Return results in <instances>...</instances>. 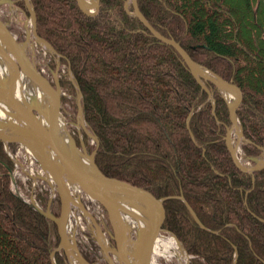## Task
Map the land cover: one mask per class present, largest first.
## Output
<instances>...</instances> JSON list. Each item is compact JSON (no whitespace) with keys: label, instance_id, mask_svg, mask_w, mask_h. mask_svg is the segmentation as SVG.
<instances>
[{"label":"trees","instance_id":"1","mask_svg":"<svg viewBox=\"0 0 264 264\" xmlns=\"http://www.w3.org/2000/svg\"><path fill=\"white\" fill-rule=\"evenodd\" d=\"M44 1L30 0L36 33L79 88L84 121L98 140L99 170L165 198L163 228L180 241L189 264H264V169L242 173L232 163L224 140L228 107L219 90L210 83L208 92L201 88L174 48L131 14L130 3L124 7L126 0H101L93 17L76 0ZM136 1L157 32L242 91L236 116L247 142L241 150L258 155L264 148V0ZM102 82L108 89L100 96L95 87ZM64 83L76 94L69 79ZM110 94L135 104L106 110ZM131 121L148 124L142 137L150 146L135 132H120ZM12 170L0 141V264H67L61 251L51 256L59 244L54 223L13 192ZM33 194L41 206L48 204L44 182ZM90 245L95 248L92 239ZM80 250L93 260L88 249Z\"/></svg>","mask_w":264,"mask_h":264},{"label":"water","instance_id":"2","mask_svg":"<svg viewBox=\"0 0 264 264\" xmlns=\"http://www.w3.org/2000/svg\"><path fill=\"white\" fill-rule=\"evenodd\" d=\"M130 1L133 8L131 14L156 39L174 48L201 88L207 91L205 83H210L222 94L225 89H232L236 92V99L232 103L227 102L230 126L226 129L224 137L226 148L230 154L232 163L240 172L253 174L263 170L264 158L253 159L252 157H248L254 164L245 166L237 156L241 143L247 142L236 116V111L240 107L243 99L242 91L236 85L225 81L192 60L189 54L174 39L167 38L157 32L139 11L137 1ZM1 2L3 0H0ZM23 2L29 13L31 22V32L26 30V37L23 42L20 43L17 40L15 34L8 27V24L0 16V59H4L8 63L10 70H12V73L8 71V76H4V78L0 76V109L5 116V118L0 117V141L4 144H16L31 150L37 157L39 164L47 171L56 187L60 201L58 216L50 213L48 209L43 211L34 206L56 226L59 245L51 252V256L53 257L56 251L62 250L68 264H91L79 252L75 238H69L67 229L60 225L63 214L69 209L70 205H73L90 221L91 227L94 230L95 243L108 264H115L112 258L113 255L116 256L117 264H155L157 239L162 233L170 234L174 238L179 251L185 258L184 264H189V255L184 250L180 241L174 234L162 228L165 218L163 206L165 198H156L149 191L128 181L107 177L95 164L94 155L98 146V140L86 128L82 115L80 92H77L76 97L77 127L82 128L84 133L95 140L97 144L91 153H87L82 140L80 142L81 148L76 146L74 139L65 127L58 83L56 82L53 87L36 70L25 53V47L29 42L30 36H32L37 43L43 45L58 57L60 56L55 53L47 41L37 35L33 7L30 4V0H23ZM76 2L79 10L85 16L93 17L99 10L101 0H76ZM8 3L13 4L14 2L10 0ZM57 69L55 70L56 73ZM56 73L54 72V77ZM68 74L74 87L78 89V86L72 79L70 70H68ZM23 80L45 91L52 100V106L45 108H39L33 104L29 107L24 106L22 97ZM16 89H20L18 98L15 96ZM224 99L226 100L225 97ZM39 117H44L46 122H41L38 119ZM232 135L235 136L234 145L231 144ZM258 148L264 152V148ZM82 159L88 162V166L82 162ZM9 177L14 182L10 171ZM66 181L76 185L93 208L106 214L111 219L114 234L110 237L114 242V247L109 245L101 225L92 213L80 202H74L69 194ZM100 188H103L101 193L98 192ZM119 191L134 198L136 201L135 208L139 213L127 210L118 204L112 195L114 192L117 193ZM179 198L183 200L182 197ZM139 203L144 207L140 206ZM186 206L194 221L200 225L192 209L187 204ZM117 226H120V228L117 229ZM124 230L128 232L131 239V252L128 254L124 246Z\"/></svg>","mask_w":264,"mask_h":264},{"label":"rangeland","instance_id":"3","mask_svg":"<svg viewBox=\"0 0 264 264\" xmlns=\"http://www.w3.org/2000/svg\"><path fill=\"white\" fill-rule=\"evenodd\" d=\"M43 3H46V1L43 0ZM0 13L2 14L3 18H7L10 23V29L15 34L17 39L19 41H23L25 38V24L24 22L28 19L29 15L25 13V8L22 0H17V2L14 5L9 6L7 3L0 5ZM53 20H56V18H52ZM175 23V22H174ZM178 26V24L176 23ZM27 50V54L31 58V61L34 63L35 68L44 75L51 83L59 82L60 85V91L62 92L61 95V102L63 107V117L65 121V127L68 133L72 136V138L75 141V144L77 147L81 148V140L83 142V145L87 151V153H91L93 151V146H96V141L92 140L87 136L82 128L77 127V119H76V113H77V107L75 105V92H71V88L67 87L63 89L62 85H65L64 83L65 78L69 79V76L64 77L66 67L62 65L60 58L50 52L48 49L40 45L39 43L35 42L34 39L31 38V42L28 43L26 46L25 51ZM56 68L57 73H56ZM56 73V76L54 77L53 74ZM4 74V72H2ZM5 75V74H4ZM8 76V75H7ZM105 83L112 82L109 79L104 80ZM105 83L99 84V86L95 87V91L98 92V94L101 96V91L103 88H106ZM116 84V83H111ZM73 90V88H72ZM77 92V91H76ZM220 92V91H219ZM221 93V92H220ZM222 97L224 98L223 94L221 93ZM226 103H232L233 100L230 102L229 100H225ZM106 110H108L111 106H123V105H133V101H129L123 96H117L110 94L108 98H106ZM34 106L39 108H45L48 107L47 104L42 103L40 100H37L33 103ZM1 116V115H0ZM2 118L4 116H1ZM85 122V121H84ZM86 124V123H85ZM87 126V125H86ZM121 130V131H120ZM121 133L126 134L127 136L129 134L134 135L133 133L139 135L137 136L138 142L142 144H146L150 146V142L148 139H145L142 137V135H145L147 130H151L150 127H148V124L145 121H131L127 125L122 126L120 128ZM134 130V131H133ZM124 131V132H123ZM150 132V131H149ZM129 133V134H128ZM117 142L121 145H125V141L121 138H118ZM136 142L137 144H140ZM235 142V136L232 135L231 138V144L234 145ZM7 149H9V146L7 145ZM13 150H8L10 154L13 155V170H14V179L15 183H11V186L13 189L17 190L27 201L30 197L33 196L31 193L32 187L27 184L25 186V182L28 180V177L31 175L35 178H38V181L44 182L46 185V181L43 179L45 177V173L42 170V166L32 159L31 155L26 152L24 148L20 145H15V148ZM213 153V151H211ZM239 157L240 161L243 165H252L253 163L248 160V157H252L253 159H263L264 153L261 151L258 155L254 156H248L244 154L241 150V147L239 148ZM21 165V166H20ZM42 177V178H40ZM40 179V180H39ZM37 180V179H36ZM43 180V181H41ZM16 182H18L19 186L16 185ZM48 186V185H47ZM50 189L48 188V198L50 199ZM57 197V196H56ZM48 199V200H49ZM54 200V199H53ZM81 200L84 201L85 204L86 200L83 196H81ZM36 202V201H35ZM36 204H39L36 202ZM40 206V205H39ZM41 207V206H40ZM42 208V207H41ZM44 209H48L50 213L57 216L59 215L60 211V202L59 200L52 204V206L48 203ZM96 216L102 221L104 225L105 232L113 233L112 226L110 224V221L105 217L104 215H101L98 211H96ZM70 221V220H69ZM91 225V223H89ZM89 224H87L86 219L80 214L79 211H76L73 213V217H71L70 221V228L75 232L76 237V244L77 248L80 251V249L84 248L87 250V248H90V240L92 237V231L89 230ZM249 228L251 231L255 232V228L251 227L249 225ZM168 237L170 235L164 234L162 235L160 239V250L159 253L161 256L158 257V263L159 264H184L185 260L182 256V253L179 251L176 242L169 243ZM110 243L114 245V242L109 240ZM167 247V253L163 251V248ZM82 254V253H81ZM188 254V253H187ZM165 256V258L163 257ZM189 255V254H188ZM190 256V255H189ZM100 264H106L101 258H99Z\"/></svg>","mask_w":264,"mask_h":264},{"label":"bare ground","instance_id":"4","mask_svg":"<svg viewBox=\"0 0 264 264\" xmlns=\"http://www.w3.org/2000/svg\"><path fill=\"white\" fill-rule=\"evenodd\" d=\"M0 63L2 65H7L8 64L4 59H2V60L0 59ZM6 70L9 71V72L11 71V73H12V70H10V68H8V65H7V67H5V69H4V67H0V76H2V78H4V76L7 75ZM2 72H4L5 75ZM22 87H23V95H22V97H23V100H24V102H23L24 106L29 107L31 104H33L37 100H40L42 103L47 104V106H49V107L52 106V100L50 99V96L45 91H42V90L38 89L35 85H32V83L25 82L24 80H23V83H22ZM19 94H20V89H16L15 96L17 98L19 97ZM223 94H224L225 98L227 100H229L230 102L232 100L236 99V97H237L236 92L233 91L232 89H225ZM0 111H2V110L0 109ZM38 119L41 122H44V123L46 122V119L44 117H39ZM238 157H239V153H238ZM239 159H240V157H239ZM82 162H84V164L88 166V162L85 161V159H82ZM70 184L74 185L71 182L66 181L67 188L70 187ZM12 190L20 199H22V200L25 199L19 192H17L13 188H12ZM102 191H103V188H100L98 192L101 193ZM112 196L116 199V201L118 202V204L121 207H123V208H125L127 210H131V211H133L135 213H139L137 211V209L135 208L136 201L130 195L124 194L123 192L119 191L117 193L114 192V194ZM179 197H182V196H179ZM73 200H74V202L79 203L77 197L73 198ZM139 205L142 206L140 203H139ZM72 207H73V205L69 206V209H67L65 211V213L63 214V216H62V218L60 220V225H62L63 228H65V229H69L70 228L69 218H70V212H72ZM142 207H144V206H142ZM118 228H120V226L119 227L117 226V229ZM124 237H125V239H124V244L125 245L124 246L127 249L126 253L128 254L129 252H131V246H132L131 243H130L131 239H130V235L128 234V232H126V231L124 232ZM157 240H159V239H157ZM174 241L175 240H174V238L172 236L168 237V242L169 243H172ZM163 250L167 251L168 249H167V247L166 248L164 247Z\"/></svg>","mask_w":264,"mask_h":264}]
</instances>
